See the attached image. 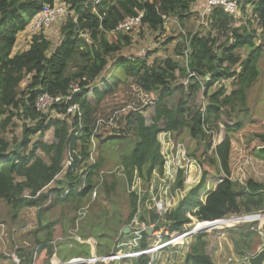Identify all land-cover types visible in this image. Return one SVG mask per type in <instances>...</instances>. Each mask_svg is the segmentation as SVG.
<instances>
[{
  "label": "trees",
  "instance_id": "16d2710c",
  "mask_svg": "<svg viewBox=\"0 0 264 264\" xmlns=\"http://www.w3.org/2000/svg\"><path fill=\"white\" fill-rule=\"evenodd\" d=\"M53 1L0 0V201L10 207L14 216L23 208L36 209V230L47 232L36 242L44 256L48 258L53 252L50 242L56 219L42 221L41 213L56 207L76 211L77 215L67 219L72 223L70 230L78 213L88 212L93 191L96 196L90 207L92 214L87 216L88 224L83 220L77 231L84 241L74 240L77 243L74 250L83 257L114 252L123 235L122 228L137 213L140 198L132 190L133 183L138 178L141 190L145 191L153 171L163 173L165 159L158 139L162 132L169 133L175 141V135L186 130L192 140L205 142L206 146L199 155L186 151L185 156L199 166L200 179L174 209L160 219L156 213L151 215V223L157 220L167 223L156 230L183 232L192 222L191 217L198 222L214 221L264 209V184L253 179L244 185L233 181L230 166L234 135L241 131L243 124L236 112H247L246 91L259 76L258 63L264 52V0L240 2L243 14L250 7V18L245 22L214 7L203 17L205 23L201 28L179 34L173 50L183 63L166 57L148 64L145 57L117 55L130 43V37L115 28L126 16H136L141 11L139 26L162 33L169 19L182 22L189 18L197 0H100L97 3L58 0L67 9L59 28V43L49 52L51 41L38 32L31 36L27 49L13 53L18 33L43 4ZM212 30H217L224 39L219 42L210 34ZM172 39L167 37L163 44ZM239 49L247 50L244 58L234 54ZM235 67L239 69L236 71ZM113 71L119 77L110 83ZM128 79L151 97L150 123L145 122L141 109L129 110L123 125L111 128L109 133L105 128L109 113L99 114L100 107L119 83H126ZM180 79H185L187 84ZM24 80L27 84L21 87ZM224 80H230L228 93L222 84ZM73 85L78 86V94L72 112H67L64 97ZM216 85L220 87L211 92ZM200 90L207 94L208 102L193 112L186 108L184 95ZM175 91L181 96L170 105L167 98ZM42 92L62 98L45 113L35 109V99ZM225 116L231 122L223 124V138L212 147L211 130L207 126L216 125ZM15 119L22 122V135L16 137L12 133L9 140L6 135ZM49 129L53 140L46 142L43 138ZM254 139L261 145L253 150L264 159V132L254 133ZM110 154L117 157V166L103 171L101 167ZM210 174L220 177L214 188L203 194ZM186 178L187 173L178 167L170 192L183 190ZM120 192L125 203L116 207L114 199ZM124 213H127L125 217ZM251 226L225 228L234 244L246 243V250L243 247L240 250L244 259L255 254L260 245L247 240ZM205 237L204 232L192 235L183 264H215L206 253ZM254 237L260 241L257 230ZM148 243L143 231L139 250L144 251ZM17 254L24 256V264H32L29 252L19 249ZM136 261L148 264L149 256L141 254Z\"/></svg>",
  "mask_w": 264,
  "mask_h": 264
},
{
  "label": "rangeland",
  "instance_id": "374dc122",
  "mask_svg": "<svg viewBox=\"0 0 264 264\" xmlns=\"http://www.w3.org/2000/svg\"><path fill=\"white\" fill-rule=\"evenodd\" d=\"M198 1L193 5L192 7L193 14L189 18L183 20L182 22H178L176 18L169 19L165 23V29L164 32L162 33L153 32L151 30H148L146 27L144 26L142 27L139 25L133 27L128 31L123 32L124 35L127 34V36L130 37V43L127 46H125L119 53H117V55L136 57L137 55L140 56V52L143 51V55L146 58L148 64H151L152 61L154 60H160L166 57H172L173 59L180 60V63H183V61H181V58L175 54L173 49L175 42L179 40L178 37L179 34H182L187 30L194 31L197 28L198 29L201 28L200 26L204 22L203 15H201V11L203 9L202 6L203 0H198ZM245 10H246L245 14H243L244 12H242L239 9L235 14L237 18H242L243 22H245L246 20H248V18H250L248 15V13L250 12V7L247 6ZM64 19L65 17L59 20L58 22H54L51 26L43 28L40 31L42 34H44V36L48 40L51 41L52 45H56V43H59L58 42L60 40L59 28L61 24L65 21ZM33 33L34 32L31 30L29 25H26L25 29L18 33V37L20 38L18 40V44L19 42H22L24 44L26 40L28 43ZM210 34L216 36L219 42H221L224 39V37H221V34L217 30L210 31ZM167 37L173 38L172 42L163 44V41L166 40ZM87 39L89 42H91V39L89 38ZM109 39L112 40L111 35H109ZM52 50L53 47L50 48L49 52H51ZM234 54L244 58L247 55V50L245 49L235 50ZM112 62L113 59L110 60V64H112ZM225 65L227 66L228 64L225 63ZM258 67H259V76L255 81V83L251 86V88H249L246 91L247 93H246L245 104L247 107V112L246 113L236 112V116L243 119V124L241 131L238 134L234 135L230 166L232 169L233 176H235V178L239 181V183L243 185L248 180L251 179H253L256 182L264 184V159L258 157L253 150V148H258L261 145V143L258 140L254 139V133L264 132V52L262 53V56L259 60ZM231 69L233 68L231 67ZM238 69L239 67H235L236 71ZM114 77H119V73H117L116 71L112 72V76L110 77L109 80L110 83L113 82ZM180 80L184 85L187 84V81L185 79H180ZM26 84L27 81L24 80L21 83V87H24ZM222 84L226 88V93H228L231 89L230 80L228 81L224 80ZM219 87L220 85L214 86L211 92H215ZM180 96L181 94L178 91H175L172 94V96L167 98V102L170 105H173L177 102ZM88 97L89 99H92L91 94H89ZM184 100L186 103V108L193 110V112H195L198 108L203 107L206 104V102H208V96L207 94L203 93V90H200L193 95L185 94ZM146 102H149V104H146ZM136 109H141L145 118V122L149 124L150 116H152L153 114V105L151 104V97L148 96L146 92L141 90L138 87V85L135 83V81L128 79L126 83L120 82L118 87L115 89V91L104 99L100 107L99 114L107 115L109 113L107 119L108 120L107 126L105 128H107L110 133L111 128L123 125L125 115L128 113L129 110H136ZM47 111L48 110H46L45 112ZM230 122H231V118L225 116L222 117L221 120L216 123V125L207 126L211 130L209 134H210V140L213 142L212 147L218 144L223 138L225 132L223 128V124ZM12 133L16 137H21L22 122L20 120L15 119L14 125L10 127V131L6 135L9 140H11ZM165 134H166L165 136L163 134L158 135V139L160 138L162 142V144L160 142V152L165 159L163 165V171L170 170L169 173H167V177L165 178V183L167 184L170 176H173L172 169L174 168L176 169L178 167L182 168L187 173V178L185 180L186 185L184 184V191L182 192L177 191L178 197H174V199L177 200L178 198H180L181 195L184 194V192L186 191V189H188L187 187H189L190 184L195 185V183L198 181L200 176L199 166L196 164L194 159L187 158L185 156L186 151L193 152L196 155H199L202 152H204L206 143L202 141L192 140L191 137L186 132V130H183L179 134L175 135V141L173 138L170 137L169 134L167 133ZM43 140H45L46 142H51L53 140L51 129L46 131ZM174 144H176L175 151H173ZM94 146H96V143H94ZM208 152L210 153L211 149H209ZM108 156L111 157H109L108 160H106L105 164H103V166L101 167V170L103 171H106L108 169H113L115 168V166H117V162H118L117 157H113L112 154ZM207 170H210V167H207ZM115 172H117V169ZM241 172L243 175L241 177H237L236 174L240 176ZM219 177L220 176L217 175L216 176L211 174L209 175L206 190L203 192V194L213 189ZM168 191L169 189L167 190V192ZM174 195L175 194L173 193V196ZM95 196L96 195L93 194L91 195L92 202ZM114 201L116 207L118 204L125 203V198L123 193L120 192L118 194V197L114 199ZM168 201H170L169 198ZM173 201L174 200H172V202ZM91 204L89 201L88 206L90 205L91 207ZM170 206L172 207L173 204L171 203ZM90 207L88 212L86 211L83 212L82 210L80 211V213H78V217L75 219V226L70 230L68 227L72 223H69V220L67 219L69 217L72 218L73 215L76 214V211L71 210L69 207H60V208L56 207L51 210L43 211L41 213V220L54 221L56 219V223L54 227H55V231L57 230L58 235H60L59 233H61L62 235L63 234L67 235L68 233V235L70 236L71 233H73L74 235L79 236L77 231L81 229L83 220L85 221L86 224H88L87 221L89 220V218H87V216L92 214V210L90 211ZM261 211H264V209H262ZM150 212L144 209V211H142L140 215H136L133 218V222H131L128 226L131 227L137 221V219L139 222L143 221L147 223ZM36 213L37 211L35 208H23L14 216V212L10 209V207L4 201H0V254L2 256H7L8 258L11 259L12 254H14L13 251L17 250L20 245H24L22 242H28L33 245L32 243L33 237L31 234L32 232H34L33 234H39L40 232H42L43 235L45 234V231L43 229L36 230L38 227ZM126 214L127 213H124V217L126 216ZM193 222L195 221L192 220V223L185 227V231H183V233L189 231L194 227ZM243 224H252L253 228L250 227V230L247 232V236H246L247 240L249 241L250 244L251 243L256 244L260 242L259 245L260 247L261 238L260 241H258L257 237H254V234L256 232V230H254L256 222L241 223L235 226L237 227ZM225 230L226 229L220 228V229H213L211 231L204 232L206 236L209 234L211 235V239L205 237L206 246H207V248H205L206 253L210 256L213 254L212 244L214 242L212 243V240L220 236L221 233H223L222 235L224 237H221V239L223 238L222 240L223 253H221L222 257L220 260L223 262H227L228 257L233 258V261L235 259L242 260L244 254L240 253V250L242 247L245 248L246 250L247 248L246 243L238 242L237 244H234L230 239L228 232H226ZM131 233L129 230V232L125 234V237L130 236V238H133L134 235H132ZM183 233H179V234H183ZM189 239L190 238L188 237V241ZM67 250L70 251L68 248ZM210 258L215 264H218L217 260L214 259L213 255ZM239 263H241V261H239Z\"/></svg>",
  "mask_w": 264,
  "mask_h": 264
},
{
  "label": "built area",
  "instance_id": "2783aa9c",
  "mask_svg": "<svg viewBox=\"0 0 264 264\" xmlns=\"http://www.w3.org/2000/svg\"><path fill=\"white\" fill-rule=\"evenodd\" d=\"M87 1L97 3L100 0H87ZM241 1L242 0H203V4H202L203 9L201 11V15H203V17L207 16L209 14V12L214 7H220L223 9L224 12L231 14V15H235L237 10L238 9L240 10V7H241L240 2ZM66 12H67V9H66V6L64 5V3L59 2L58 0H54L52 4H48V3L43 4L40 11H38L31 18L28 25L31 28V30L34 32L33 34L38 33L43 28L51 26L54 22H58L59 20L63 19L66 15ZM142 15L143 14L140 11V12H138V14L136 16H126L123 20H121L117 24L115 31L125 32V31L132 29L135 26H138L140 23ZM185 54H186V52H185ZM133 57H135V56H133ZM136 57L139 59L144 58L143 51L140 52V56L137 55ZM205 79H208V76H205ZM77 91H78V86L73 85L71 87V89L68 91V95L66 97H64V101L69 99L70 96L72 95V93L77 92ZM61 99L62 98L59 96H52L46 92H42V93L38 94L36 99H35V109H36V111H38L40 113H45V111L48 110L49 107H51L53 104L59 102ZM146 104H149V102H146ZM67 106H68L67 112H72V110H73L72 105H67ZM162 134L164 136L166 135L164 132H162ZM167 134H169V133H167ZM159 142H161L160 138H159ZM161 144H162V142H161ZM242 175L243 174L241 172L240 176H238V177H241ZM166 177H163V178H166ZM231 179L233 181H238L236 178H234L233 174L231 176ZM169 181L173 182L174 178H172V176H170V178L168 179V182ZM134 183H139V187H140V182H139L138 178L135 180ZM134 183H133V186H134ZM133 186H132V190H133ZM151 189H152V186H150V190ZM168 189H169V187H166L165 188L166 191L162 190L161 193L162 192L166 193ZM95 193H96V191L92 192L93 195H95ZM157 197H158L157 199L153 198V204L151 207V211L153 213H156L160 219L161 216L165 212L170 210V208H169L170 206H169V204L166 205L165 203H162V196L161 195H159ZM138 209H139V202H138L137 212H138ZM191 219L195 221V222H193L194 227L185 233L176 232V231L175 232L158 231V230H156L155 225H156V223L159 222V220L155 221L154 223H151V222L145 223L143 221H140V222L136 221L131 227H129L130 232L135 234L136 237L135 238L133 237L134 239L133 238L125 239V236H122L121 237L122 239L120 238V241H117L114 252H111L110 254L103 255V256H98L96 253H94V255L91 257L76 256V257L70 258L69 260H67L65 262L58 260L54 254V256H53L54 261L51 260V262H52L51 264H98V263L113 264L114 262L120 261L121 259H124L126 257H129V256H136L137 257L141 254H147L148 256H150V261L148 262V264H155V261H156L155 254L157 252L165 249L166 247L178 245L182 241L186 240V238H188V237L191 238L192 235H194V234L211 231L213 229H220V228L225 229V227H231V226H235V225H238L241 223H247V222H249V223H255L256 222L254 229L257 230L258 234L261 237L264 236V231L262 230V227L264 225V211H261V210L256 211V212L245 213V214H232V215H229V216H226L224 218L217 219L214 221H204V222H206L205 225H201L200 224L201 222H198L195 218L193 219L191 217ZM132 222H133V220H132ZM147 227H151L153 229L151 236L148 237V240L152 239V243L151 244L148 243V246L146 248V249H151V252L149 254L144 253L146 249L144 251L139 250V246H138L140 239H141V236H142V232ZM202 227H205V228H202ZM251 227L253 228V226H251ZM179 233H183V234H179ZM71 236H73L74 239H76L77 241H84V239H82L79 236L74 235L73 233H71ZM136 242H137V245H136ZM12 259L17 262V259L15 258L14 255H12ZM228 260L230 261V259H228ZM242 261L245 262V264H246V258L245 259L243 258Z\"/></svg>",
  "mask_w": 264,
  "mask_h": 264
},
{
  "label": "crops",
  "instance_id": "0c3cea01",
  "mask_svg": "<svg viewBox=\"0 0 264 264\" xmlns=\"http://www.w3.org/2000/svg\"><path fill=\"white\" fill-rule=\"evenodd\" d=\"M19 39L20 38L17 37L16 44L13 47V53L21 52V51L27 49V47H28L29 41L27 43V40H26V42H24V44L22 42H19V44H18ZM57 44L58 43H56V45ZM56 45H52V47L54 48ZM169 171L170 170H164L162 175H159L158 171L155 169L152 173L151 178H150L149 186H148L147 190H145V191L140 189L139 183H134L133 190L140 197L139 209H138V212L136 213V215H140V213L142 211H144V209H146L150 212L152 204H153V198L157 199L158 198L157 196H159V195L162 196V203H165L166 205L169 204V206L171 203L173 204L172 207L171 206L169 207L170 210H172L176 207L178 202L188 192V190L194 186V184H190V186L187 187L188 189H186L184 194L181 195L180 198H178L177 200L174 199V197H178L177 192H174V194H175L174 196H173V193L170 192V190L166 193L165 192L161 193L162 190L164 191L165 188L169 187L171 184V181H169L166 184L165 178H163V177L167 176V173H169ZM172 173H173L172 178H174V175L176 173V168L172 169ZM236 176L238 177V174H236ZM234 178H235V176H234ZM199 179H200V176H199ZM199 179H198V181H199ZM184 184L186 185V182ZM150 186H152L151 190H150ZM182 191H184V188H183V190H179V192H182ZM167 196H168L170 201H168ZM172 200H174V201L172 202ZM152 214H153V212L151 211L149 216H148V222L150 221ZM137 221H138V219H137ZM54 226L52 228V240L50 242L52 247H53V252H52L51 256H49L48 258L46 257V254L44 256V253H43L44 251H39V245L36 244L37 238L38 237H41V238L44 237L47 234V232H45L44 235L42 234V232H40L39 234H33L34 232H32L31 234L33 237V241H32L33 245L31 243H28V242H22L24 245H20L17 250L13 251L14 254H12V255L15 256V258L17 259V262L14 261L12 258L10 259L7 256H2L0 254V264H24V256L18 257L17 251L19 249L24 250L25 252H29L32 255V264H51L52 263L51 260L54 261V258H53L54 254L58 260H61L64 262L69 260L70 258H73L76 256H82V255L77 254L76 253L77 251L74 250L75 246L77 247V243L74 241L76 239H74V237L71 235L69 236L68 233H67V235L66 234L62 235L61 233H59L60 235H58L57 230L55 231ZM131 234L135 235L133 233H131ZM222 234L223 233H221L220 236H218L212 240V243L214 242L212 244V248H213V250H212L213 254L212 255H213L214 259L217 260V263L218 264H245V262H243L242 260L235 259L233 261V258H231V257L227 258V262H223L220 260L222 257L221 253H223V247H222L223 238L221 239V237H224V236ZM123 236H125V235H123ZM135 237H136V235L134 236V238ZM129 238H130V236L125 237V239H129ZM206 238L211 239V235L210 234L207 235ZM118 241H120V240H118ZM190 241H191V238L189 239V241H188V238H186V240L182 241L178 245L166 247L165 249L157 252L155 254V256H156L155 264H183ZM148 242H149V244H151L152 239H149ZM136 245H137V242H136ZM138 246H139V244H138ZM67 248L70 251H68ZM205 248H207V246ZM72 251H74V252H72ZM228 259H230V261ZM21 260H22V263H21ZM149 261H150V256H149ZM239 261H241V263H239ZM98 264H103V263H98ZM113 264H137L136 256H129L126 259L125 258L121 259L120 262L116 261Z\"/></svg>",
  "mask_w": 264,
  "mask_h": 264
},
{
  "label": "water",
  "instance_id": "95a60500",
  "mask_svg": "<svg viewBox=\"0 0 264 264\" xmlns=\"http://www.w3.org/2000/svg\"><path fill=\"white\" fill-rule=\"evenodd\" d=\"M78 94V92H74L72 93V95L70 96L69 99L66 100V103L68 105H73L75 103V98L76 95ZM206 222H201V225H205ZM164 226H167L166 222H158L156 223L155 227H159L162 228ZM130 228L129 226H125L122 228V234H127L129 232ZM152 228L151 227H147L144 232L146 233V235L148 237L151 236L152 234ZM151 249H146L144 253H150ZM246 264H264V236L261 237V246L258 248V250L256 251L255 254L252 255H248L246 257Z\"/></svg>",
  "mask_w": 264,
  "mask_h": 264
}]
</instances>
